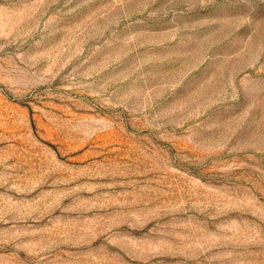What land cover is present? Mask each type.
<instances>
[{"label": "rangeland", "instance_id": "374dc122", "mask_svg": "<svg viewBox=\"0 0 264 264\" xmlns=\"http://www.w3.org/2000/svg\"><path fill=\"white\" fill-rule=\"evenodd\" d=\"M0 264H264V0H0Z\"/></svg>", "mask_w": 264, "mask_h": 264}]
</instances>
